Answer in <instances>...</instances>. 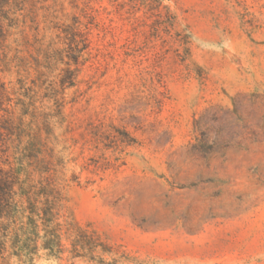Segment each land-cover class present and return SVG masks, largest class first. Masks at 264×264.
I'll use <instances>...</instances> for the list:
<instances>
[{
  "label": "rangeland",
  "instance_id": "obj_1",
  "mask_svg": "<svg viewBox=\"0 0 264 264\" xmlns=\"http://www.w3.org/2000/svg\"><path fill=\"white\" fill-rule=\"evenodd\" d=\"M21 1L0 82L44 108L37 264H264V0Z\"/></svg>",
  "mask_w": 264,
  "mask_h": 264
},
{
  "label": "trees",
  "instance_id": "obj_2",
  "mask_svg": "<svg viewBox=\"0 0 264 264\" xmlns=\"http://www.w3.org/2000/svg\"><path fill=\"white\" fill-rule=\"evenodd\" d=\"M21 0H0V39L5 24L15 21L13 10ZM160 6V1L156 0ZM72 36H77L71 31ZM78 46V42L70 41ZM86 50V39L79 43ZM76 52H79L76 50ZM0 82V264H37L40 259L48 260L57 252L59 219L45 213H35L38 203L30 204V212L21 221L18 199L24 188L25 196L30 199L25 184L31 181V173L38 165L41 151L44 108L35 107L32 100L37 99L34 92L24 88L23 93L12 96ZM42 114V116H41ZM25 117L28 118L25 119ZM26 227L39 233L35 239L25 234ZM45 253L40 255L41 253Z\"/></svg>",
  "mask_w": 264,
  "mask_h": 264
}]
</instances>
